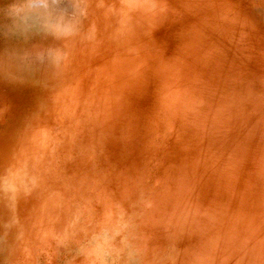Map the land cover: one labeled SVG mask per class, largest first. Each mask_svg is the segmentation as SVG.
Wrapping results in <instances>:
<instances>
[{"label":"rangeland","instance_id":"obj_1","mask_svg":"<svg viewBox=\"0 0 264 264\" xmlns=\"http://www.w3.org/2000/svg\"><path fill=\"white\" fill-rule=\"evenodd\" d=\"M14 3L0 264H264V0H84L68 41L10 36Z\"/></svg>","mask_w":264,"mask_h":264},{"label":"clouds","instance_id":"obj_2","mask_svg":"<svg viewBox=\"0 0 264 264\" xmlns=\"http://www.w3.org/2000/svg\"><path fill=\"white\" fill-rule=\"evenodd\" d=\"M86 18L84 0H16L5 30L10 36L37 33L68 41L81 35ZM18 55L29 66L47 64L53 70H59L69 59L64 48H34Z\"/></svg>","mask_w":264,"mask_h":264}]
</instances>
